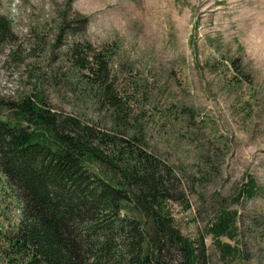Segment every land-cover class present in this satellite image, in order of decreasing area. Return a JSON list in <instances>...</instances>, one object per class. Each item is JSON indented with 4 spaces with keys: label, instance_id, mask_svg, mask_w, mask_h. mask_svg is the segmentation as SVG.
<instances>
[{
    "label": "rangeland",
    "instance_id": "obj_1",
    "mask_svg": "<svg viewBox=\"0 0 264 264\" xmlns=\"http://www.w3.org/2000/svg\"><path fill=\"white\" fill-rule=\"evenodd\" d=\"M0 16L11 26L0 36V118L38 95L53 111L115 128L73 50L88 61L91 48L101 52L128 103L126 127L185 192L169 203L176 226L205 240L210 264H264V0H0ZM21 212L2 178L0 264ZM224 212L234 239L209 232Z\"/></svg>",
    "mask_w": 264,
    "mask_h": 264
},
{
    "label": "trees",
    "instance_id": "obj_2",
    "mask_svg": "<svg viewBox=\"0 0 264 264\" xmlns=\"http://www.w3.org/2000/svg\"><path fill=\"white\" fill-rule=\"evenodd\" d=\"M0 36L11 37L2 16ZM73 53L116 127L53 111L38 95L10 105L0 118V181L22 212L8 264H210L205 240L186 237L169 209L185 195L175 171L126 127L109 60L92 48L89 61L78 46ZM242 192L252 197L255 181ZM234 223L224 212L209 232L234 239Z\"/></svg>",
    "mask_w": 264,
    "mask_h": 264
},
{
    "label": "bare ground",
    "instance_id": "obj_3",
    "mask_svg": "<svg viewBox=\"0 0 264 264\" xmlns=\"http://www.w3.org/2000/svg\"><path fill=\"white\" fill-rule=\"evenodd\" d=\"M257 12V11H256ZM264 18V17H263Z\"/></svg>",
    "mask_w": 264,
    "mask_h": 264
}]
</instances>
